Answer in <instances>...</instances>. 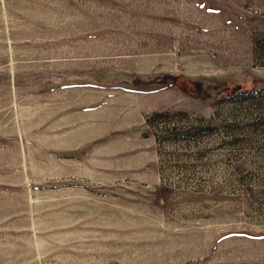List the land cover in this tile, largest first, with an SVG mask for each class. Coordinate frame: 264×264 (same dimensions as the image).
<instances>
[{
  "label": "rangeland",
  "instance_id": "1",
  "mask_svg": "<svg viewBox=\"0 0 264 264\" xmlns=\"http://www.w3.org/2000/svg\"><path fill=\"white\" fill-rule=\"evenodd\" d=\"M0 264H264V0H0Z\"/></svg>",
  "mask_w": 264,
  "mask_h": 264
},
{
  "label": "trees",
  "instance_id": "2",
  "mask_svg": "<svg viewBox=\"0 0 264 264\" xmlns=\"http://www.w3.org/2000/svg\"><path fill=\"white\" fill-rule=\"evenodd\" d=\"M167 77H168L167 74L162 75V78H167ZM260 80H262L260 77H256L250 73H245L244 77L241 80V83L249 82L250 88H255L256 86L259 85ZM240 88H241L240 83L235 84V85H231L229 87V89L225 90L226 96H230V95H233V94L239 92Z\"/></svg>",
  "mask_w": 264,
  "mask_h": 264
}]
</instances>
